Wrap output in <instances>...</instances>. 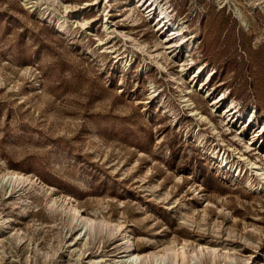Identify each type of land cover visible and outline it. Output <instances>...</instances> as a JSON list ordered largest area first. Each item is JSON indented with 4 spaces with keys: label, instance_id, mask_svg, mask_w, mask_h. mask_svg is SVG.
Listing matches in <instances>:
<instances>
[{
    "label": "rangeland",
    "instance_id": "rangeland-1",
    "mask_svg": "<svg viewBox=\"0 0 264 264\" xmlns=\"http://www.w3.org/2000/svg\"><path fill=\"white\" fill-rule=\"evenodd\" d=\"M93 2L0 0V264H264V0Z\"/></svg>",
    "mask_w": 264,
    "mask_h": 264
},
{
    "label": "bare ground",
    "instance_id": "bare-ground-1",
    "mask_svg": "<svg viewBox=\"0 0 264 264\" xmlns=\"http://www.w3.org/2000/svg\"><path fill=\"white\" fill-rule=\"evenodd\" d=\"M107 1H109V0H107ZM129 1H131V0H125V3L131 4ZM97 3H98V0H95V2H93V3H87V5L83 7V9H86L87 7H89L93 4H97ZM133 4H136L137 7H140L141 10L146 12V15L149 17V19L153 23H155V26L157 27L158 32L162 35L163 45H164L165 49L169 50V52H171V53L176 54L178 47L181 46L183 48V46L185 45L184 41L186 40L185 39L186 35H184V32H183L184 29L178 23L172 22V20H171L172 17L170 18V14L166 10L165 3H162L161 0H134ZM66 7H68V6H66ZM104 11H105V15H106L105 16L106 20H108L109 19L108 15L110 14L111 10L107 9V7H104ZM81 14H82V11H80L79 15H81ZM85 23H86V25L88 24L87 22H85ZM182 70H184V68H182ZM214 104L216 106L217 102H215ZM253 110H254V112L253 111H252V113L248 112L247 115L245 113H243V114L240 113V118L244 117V116H247V118H249V120L247 121V123L249 122V125L253 121L252 116H254L256 113V109L254 108ZM230 111H231V109H230ZM228 112H229V109H226L224 111V115L230 121L232 119L230 117L231 113H228ZM196 114L199 115L200 112L199 113L196 112ZM200 117L207 119V117L204 115H201ZM256 136L259 137L257 139V141H255ZM263 138H264V125L260 126L259 132H257L255 134V136H252L250 138V141L253 142L257 148H259L260 150L263 149V151H264V139ZM224 158L225 157L223 155L222 161L227 162V159L226 158L224 159ZM253 163L254 162H252L251 159H249V164H253ZM226 166H228V164ZM256 166H257V164H256ZM255 169L257 171L256 173L258 175H261L264 178V168L261 166H257V167H255ZM7 172L9 173V175L11 174L10 176L11 177L13 176V178L16 181L24 182L27 180V177L22 176V175L19 176L17 171H13L12 173L10 171H7ZM8 173L6 175H8ZM259 187H262V185L259 184L257 186V188H259ZM70 211H71V217L72 218L76 217L77 214L79 213V209L77 208V206H71ZM81 220L85 221V223H87V225H89V226H94L95 222H96L95 220L88 218V217H84ZM100 222H103V221H100ZM97 224L100 227L101 224H103V223L99 224V222H97ZM126 236H127V234H126ZM126 240L127 241L125 244V249L127 251H130L133 248L134 243L131 240V238L128 236H127ZM179 250H181V249H179ZM176 253H177L176 250H173L171 247H167V248L164 247L161 250H158L153 255L147 254L145 256H146L147 260H150L151 256L156 257V259H161V258L165 257L170 261V264H175L177 261ZM145 256H143V257H145ZM141 257H142V254H140V253L133 254V260H141Z\"/></svg>",
    "mask_w": 264,
    "mask_h": 264
}]
</instances>
